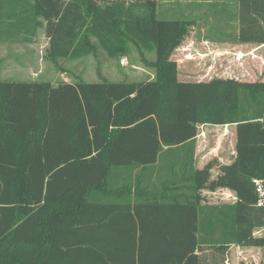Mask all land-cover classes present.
Returning <instances> with one entry per match:
<instances>
[{
  "label": "trees",
  "instance_id": "16d2710c",
  "mask_svg": "<svg viewBox=\"0 0 264 264\" xmlns=\"http://www.w3.org/2000/svg\"><path fill=\"white\" fill-rule=\"evenodd\" d=\"M236 1L231 43L264 46V0ZM13 15L32 30L0 42L41 30L52 61L132 45L159 59L148 82L0 80V264H228L234 247L264 248V80L180 81L171 55L190 23L158 19L156 0H0V21ZM204 125L235 128L212 183L182 150ZM219 187L232 203H198Z\"/></svg>",
  "mask_w": 264,
  "mask_h": 264
},
{
  "label": "crops",
  "instance_id": "0c3cea01",
  "mask_svg": "<svg viewBox=\"0 0 264 264\" xmlns=\"http://www.w3.org/2000/svg\"><path fill=\"white\" fill-rule=\"evenodd\" d=\"M238 12V2L236 0H156V16L158 19H177L182 20V22L188 21L190 23V26H192V32L190 34L188 32V34L182 41L183 43L188 42L181 44L182 56L179 57V51L178 54H176L179 47L175 49L171 55V59L174 60L177 64L178 76H180V73H183V75L185 76L183 70H181V66H185L186 64L189 66V69H186L189 71V78L192 76H199V74L205 73L206 71H213L215 77H217V73L225 74L229 71H232L237 73L236 76L227 77H234L239 80H246L244 79V77L250 76V72L252 70H247L244 63L240 64V59L243 56V58H246L248 60V63H252V65H254L255 59L259 61L264 60L260 55L264 50V46L255 47L231 43L236 40L238 35ZM37 38V36L35 38H31L27 45H31L36 42ZM211 40L213 41L212 43L210 42ZM10 41L11 42L9 43L0 42L1 44H3L0 45V61H2V69L6 66V63L8 61H10V63L12 64L13 59L10 57V51L12 52L16 47L13 43L17 42V40L10 39ZM19 42L22 43L23 41ZM220 42L224 44H233L236 46H245L247 48L245 51H234V49L231 50L229 48H222L217 49L214 54H212L211 51H206L207 53L205 51H196L194 53H190L188 52V50L183 49L186 44L187 46L200 45L201 47H203L202 45L206 43L221 44ZM22 44L24 46V44L26 43ZM2 56L5 57L4 60L2 59ZM203 59H205L206 61L205 65H199L200 68H198V64H196L194 61L201 62L203 61ZM228 62H230L232 65H229ZM239 68L240 70H238ZM256 73H258V71ZM258 75L259 80H264V71ZM178 79L183 82L204 81L194 80L193 78L190 80L180 78ZM204 126H201V129ZM211 127H213V131L211 132H214L216 136V138L214 139V145L212 147L206 148L203 146L204 140H199V138L202 137V139H204L205 133L203 131H200L199 136L196 137L193 150L191 146H189L188 148L186 146L182 149L184 150L186 148L188 160H190L191 165L193 161L196 170H203L206 167L208 168V183L223 180V178L226 176V167H231L235 161L234 125ZM184 160L185 153L183 154V152L175 151L174 159L171 161H166V164L168 167H170V164L172 163L174 167V164H179ZM156 170L157 166H154V169L152 170L153 173L151 181L154 180L157 174ZM127 173L130 175H134L136 173V170ZM201 175L203 178L204 175ZM198 177L200 178V174H198ZM217 192L219 193V196L217 197L219 201H227L228 197H231L232 201H234L235 199L233 191L226 187H219L218 190L217 188L215 190L201 188L198 189L197 195L201 200L203 199L201 198V194L207 193L208 195H214L217 194Z\"/></svg>",
  "mask_w": 264,
  "mask_h": 264
},
{
  "label": "rangeland",
  "instance_id": "374dc122",
  "mask_svg": "<svg viewBox=\"0 0 264 264\" xmlns=\"http://www.w3.org/2000/svg\"><path fill=\"white\" fill-rule=\"evenodd\" d=\"M8 1V0H3ZM14 10V9H13ZM1 27V39H6L15 35H26L29 30H32V26H22L21 18L13 15V18L10 19H1L0 21ZM192 26L188 25L189 34L192 32ZM188 34V33H187ZM36 42L31 45H27L28 42L23 44L19 41L14 42L13 44L16 46L14 50L10 51V57L13 59L12 64L10 61L6 63V66L2 69V61H0V80H9V81H29V80H37V81H50L52 84H56L61 81L72 82L78 78H81L84 81L88 82H97L100 80L112 81V82H122V81H133V82H148L153 80L156 77V69L154 67V63L159 59L158 49L154 52L144 53L141 55L135 46H131L130 53L118 59H109L102 50L99 48L96 49V52L92 55L83 57L81 59L75 61L68 60H55L52 61L46 58V49L48 46V40L44 37L43 32L39 30V34L37 35ZM11 41H6L9 43ZM179 44V57L181 54V44ZM188 43V42H184ZM183 43V44H184ZM0 45H3L0 43ZM30 46V47H29ZM196 46H187L183 48L184 50H188L190 53H194L196 51H211L212 54L217 49L229 48L235 50L245 51L247 47L245 46H236L233 44H210L206 43L204 45ZM177 47V48H178ZM176 48V49H177ZM250 48V47H249ZM206 52V53H207ZM3 53V52H2ZM4 54V53H3ZM29 54V55H28ZM264 59V50L260 54ZM4 60L5 57L2 56ZM246 58L240 59V64H245L247 70H252L250 72V76H245L244 79L249 81H254L259 79V75L264 71V60L254 61V65L249 64ZM212 60V59H211ZM196 64L205 65L206 61H194ZM152 64V65H151ZM229 65H232L228 62ZM181 66V70L183 73H180L178 78L180 79H194V80H204L207 81L213 77H215L213 71L205 72L199 74V76H192L189 78V66L186 64ZM240 70V68L238 69ZM254 71V72H253ZM258 71V73H256ZM180 72V71H179ZM221 72V71H219ZM237 73L229 71L225 74L217 73V77H227V76H236ZM222 76V77H221ZM200 131L205 133L204 139L199 138V140H204L203 146L206 148L212 147L214 145V139L216 138L215 133L213 131V127L205 125L202 129L199 128ZM199 136V135H198ZM228 144V143H227ZM229 145V144H228ZM160 165L157 166L160 167ZM162 172V171H160ZM218 190V188H217ZM201 200L198 201L199 204H227L232 203L231 197H228L227 201H219L217 194H201ZM211 196V197H208ZM257 236H260L262 232L256 231ZM228 264H264V248H232L228 255Z\"/></svg>",
  "mask_w": 264,
  "mask_h": 264
},
{
  "label": "built area",
  "instance_id": "2783aa9c",
  "mask_svg": "<svg viewBox=\"0 0 264 264\" xmlns=\"http://www.w3.org/2000/svg\"><path fill=\"white\" fill-rule=\"evenodd\" d=\"M258 190H260V187H258Z\"/></svg>",
  "mask_w": 264,
  "mask_h": 264
}]
</instances>
